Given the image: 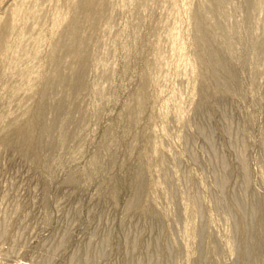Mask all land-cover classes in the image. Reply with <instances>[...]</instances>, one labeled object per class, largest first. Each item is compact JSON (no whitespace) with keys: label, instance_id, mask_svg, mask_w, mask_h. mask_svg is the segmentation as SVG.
Returning <instances> with one entry per match:
<instances>
[{"label":"rangeland","instance_id":"obj_1","mask_svg":"<svg viewBox=\"0 0 264 264\" xmlns=\"http://www.w3.org/2000/svg\"><path fill=\"white\" fill-rule=\"evenodd\" d=\"M0 264H264V0H0Z\"/></svg>","mask_w":264,"mask_h":264},{"label":"bare ground","instance_id":"obj_2","mask_svg":"<svg viewBox=\"0 0 264 264\" xmlns=\"http://www.w3.org/2000/svg\"><path fill=\"white\" fill-rule=\"evenodd\" d=\"M61 77V76H60Z\"/></svg>","mask_w":264,"mask_h":264}]
</instances>
